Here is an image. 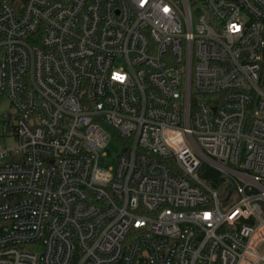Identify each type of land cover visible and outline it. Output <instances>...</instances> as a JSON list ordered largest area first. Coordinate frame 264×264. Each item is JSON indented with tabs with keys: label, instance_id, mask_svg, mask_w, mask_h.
<instances>
[{
	"label": "built area",
	"instance_id": "2783aa9c",
	"mask_svg": "<svg viewBox=\"0 0 264 264\" xmlns=\"http://www.w3.org/2000/svg\"><path fill=\"white\" fill-rule=\"evenodd\" d=\"M5 100L0 264L264 261V0H0Z\"/></svg>",
	"mask_w": 264,
	"mask_h": 264
},
{
	"label": "rangeland",
	"instance_id": "374dc122",
	"mask_svg": "<svg viewBox=\"0 0 264 264\" xmlns=\"http://www.w3.org/2000/svg\"><path fill=\"white\" fill-rule=\"evenodd\" d=\"M202 14L201 10H196L195 15L200 17ZM10 111L9 103L5 101L0 103V115L5 112ZM14 131V119H11L9 123H6L2 118H0V146L17 145L16 138L12 135ZM122 150V145L120 142L111 139L108 145L100 153L99 167L103 170H109L111 167L115 166L117 163L118 154ZM264 253V246L261 248ZM264 264V261L261 263Z\"/></svg>",
	"mask_w": 264,
	"mask_h": 264
},
{
	"label": "trees",
	"instance_id": "16d2710c",
	"mask_svg": "<svg viewBox=\"0 0 264 264\" xmlns=\"http://www.w3.org/2000/svg\"><path fill=\"white\" fill-rule=\"evenodd\" d=\"M12 3H20L22 0H10ZM201 176L206 179L214 188H219L224 178L212 167L204 166L201 170Z\"/></svg>",
	"mask_w": 264,
	"mask_h": 264
},
{
	"label": "snow or ice",
	"instance_id": "6c2138e0",
	"mask_svg": "<svg viewBox=\"0 0 264 264\" xmlns=\"http://www.w3.org/2000/svg\"><path fill=\"white\" fill-rule=\"evenodd\" d=\"M116 78H117V79H120V77H118V76H117Z\"/></svg>",
	"mask_w": 264,
	"mask_h": 264
}]
</instances>
